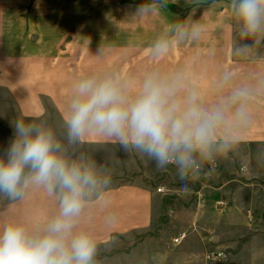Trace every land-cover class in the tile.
Wrapping results in <instances>:
<instances>
[{
	"label": "clouds",
	"instance_id": "9594fccd",
	"mask_svg": "<svg viewBox=\"0 0 264 264\" xmlns=\"http://www.w3.org/2000/svg\"><path fill=\"white\" fill-rule=\"evenodd\" d=\"M167 4L147 0L134 16ZM229 11L241 41L232 55L247 56L264 44V0H229ZM205 31L195 19L163 28L148 47L151 65L139 76L118 65L80 74L71 87L63 139L44 120L12 122L14 137L0 154V197L12 203L42 189L57 211L35 223L9 219L0 228V264H96L97 239L80 221L93 205L106 204L111 176L104 165L76 154L88 136L107 138L125 153L134 150L158 171L174 166L185 191L205 163L238 149L253 124L251 105L264 100V74L234 86L225 70L208 93L191 64L162 63L174 47L199 41ZM103 52L101 47L98 56ZM116 219L115 212L106 218Z\"/></svg>",
	"mask_w": 264,
	"mask_h": 264
},
{
	"label": "crops",
	"instance_id": "0c3cea01",
	"mask_svg": "<svg viewBox=\"0 0 264 264\" xmlns=\"http://www.w3.org/2000/svg\"><path fill=\"white\" fill-rule=\"evenodd\" d=\"M169 2L194 6L193 19L206 25L209 43L177 45L163 59L164 66L191 64L208 93L215 90L225 70L232 73L234 86L251 83L258 74H264V44L247 56L232 55L233 46L241 41L231 22L229 0ZM101 47L104 52L98 56ZM148 47L119 46L107 51L104 46H93L92 52L97 54L79 56L76 65L72 60L67 67L63 117L72 84L80 74L128 60L136 68L131 73L139 76L143 73L140 69L151 65ZM0 70V85L17 101L19 116L26 119L41 115L42 85H57L56 74L51 73L43 82L36 57L1 64ZM45 91L59 99L55 87ZM250 110L253 124L238 149L227 158L205 163L188 182L186 191L174 166L158 171L152 161L134 150L125 153L107 138L86 137L80 144L82 152L77 154H86L104 165L111 176L106 204L93 205L80 221V227L97 239L96 264H264V100L252 104ZM218 200L225 204L220 206ZM56 211L53 198L42 189H33L23 200L3 202L2 227L11 218L35 223ZM112 212L117 219L109 223L106 218ZM180 232L186 236L176 243L173 239Z\"/></svg>",
	"mask_w": 264,
	"mask_h": 264
},
{
	"label": "rangeland",
	"instance_id": "374dc122",
	"mask_svg": "<svg viewBox=\"0 0 264 264\" xmlns=\"http://www.w3.org/2000/svg\"><path fill=\"white\" fill-rule=\"evenodd\" d=\"M144 2L147 0H0V65L36 57L41 63L43 82L51 73L58 78L57 85H42L41 115L23 120H44L63 139L66 135L63 117L65 83L67 67L72 65V60L76 65L79 56L97 54L92 52L93 46H104L108 51L111 47L150 45L163 28L194 16L193 5L179 6L171 2L165 9L151 15L142 18L134 16L136 7ZM194 43H209L208 30L199 41L181 44ZM119 54L104 53L112 56ZM125 62L118 66L128 72L136 70L128 60ZM144 71V68L139 70ZM49 87L57 89L59 99L45 91ZM18 108L17 101L7 88L0 85V154L14 137L12 122L22 119ZM81 148L80 144L76 146V154L82 152ZM3 202L6 200L0 197V228L4 217ZM171 246L174 247V244L171 243Z\"/></svg>",
	"mask_w": 264,
	"mask_h": 264
},
{
	"label": "built area",
	"instance_id": "2783aa9c",
	"mask_svg": "<svg viewBox=\"0 0 264 264\" xmlns=\"http://www.w3.org/2000/svg\"><path fill=\"white\" fill-rule=\"evenodd\" d=\"M157 189H158L159 191H161V190H162V187H158ZM217 203H218L220 206H222V205L225 204V202H224L223 200H218ZM185 236H186L185 232H180V233H179V234L173 239V241L176 242V243H178V242H180ZM211 255H212V254H210L209 256H211Z\"/></svg>",
	"mask_w": 264,
	"mask_h": 264
}]
</instances>
